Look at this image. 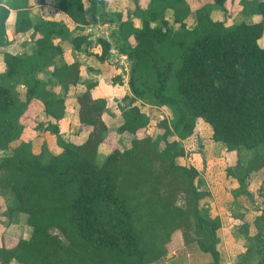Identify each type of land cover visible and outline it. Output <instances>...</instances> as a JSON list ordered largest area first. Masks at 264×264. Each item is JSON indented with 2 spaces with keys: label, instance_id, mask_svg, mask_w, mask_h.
Returning <instances> with one entry per match:
<instances>
[{
  "label": "trees",
  "instance_id": "1",
  "mask_svg": "<svg viewBox=\"0 0 264 264\" xmlns=\"http://www.w3.org/2000/svg\"><path fill=\"white\" fill-rule=\"evenodd\" d=\"M106 1L52 0L78 26L88 23L86 2L93 4L99 20L116 23L117 46L132 61V97L128 108H120L122 124L116 132L133 137L127 148L113 149L100 159L98 149L107 133L105 101L92 97L91 83H85L77 98L87 139L82 144L65 141L58 126L65 112V90L79 80L77 62L55 63L62 54L58 41L68 39L78 50L88 36L70 38L63 22L32 16L31 0H0V46L8 43L10 10L16 11L13 33L32 29L35 44L31 55L4 54L0 150L20 137L32 99L42 107L35 127L46 122L44 129L55 135L60 148L42 162L29 142L22 141L0 157V182L10 184L14 210L27 215L29 231L13 247H0V264H150L176 229L185 243L195 242L208 253L209 264H217L219 222L205 220L198 207L205 195L194 184L198 171L175 159L185 155L179 141L206 122L212 139L234 155L226 175L236 179L239 193L248 195L247 177L264 169V47L258 44L264 32V0H239L238 14L260 19L231 24L210 17L214 8L224 10L227 0H210L193 10L187 0H148L144 6L132 0L134 10L125 13H106ZM192 11L194 24L188 27L185 20ZM97 42L98 57L104 60L109 43L101 38ZM47 67H52L49 77L40 79L39 72ZM14 83L26 87L24 101L11 95ZM53 86H60L62 93ZM136 100L168 107L172 117L160 119L153 135L138 137L147 119L131 105ZM243 154L248 158L243 160ZM261 184L262 191L264 177ZM253 239L261 240L259 264H264V231Z\"/></svg>",
  "mask_w": 264,
  "mask_h": 264
},
{
  "label": "crops",
  "instance_id": "2",
  "mask_svg": "<svg viewBox=\"0 0 264 264\" xmlns=\"http://www.w3.org/2000/svg\"><path fill=\"white\" fill-rule=\"evenodd\" d=\"M147 1L140 0V4L144 6ZM31 4L29 11L32 16L63 22L69 30L70 38L83 34L88 36V43L83 44L78 50L68 39L58 41L62 54L55 58V63L57 65L73 62L79 64L78 83L69 85L65 90V112L58 121L61 137L74 144H82L87 139L89 130L80 125L77 98L85 91V83L89 82L92 84L90 90L92 97L105 101L102 120L107 126V133L99 146L98 156L102 159L113 149L127 148L133 135L127 132L117 133L116 130L122 124L120 108H128L129 99L132 97L128 84L132 61L119 50V46L115 43H109L107 57L104 60L99 59L100 46L97 37L88 31V28H94L93 19L97 16L93 4H85L88 23L82 26H78L64 12L58 10L52 0H44L43 3L31 0ZM134 8L132 0H108L104 3L106 13L132 12ZM210 17L213 20L222 21L218 8L210 12ZM194 19L192 11L185 20L186 25L193 26ZM15 20L16 11L10 10L5 24L8 43L0 46V74L6 71L3 61L5 53L31 55L35 50L33 30L14 34ZM133 23L139 26L140 20L134 18ZM108 32L114 35L109 29ZM51 69L52 67H47L39 72L38 77L40 79L49 77ZM52 89L62 93L60 86H53ZM10 93L17 101L26 99V87L22 83L11 85ZM131 105L137 106L146 117H150L147 125L154 126L160 119L172 117L170 109L165 106H152L141 103L140 100L134 101ZM160 109L163 115H156L155 112ZM41 110V103L32 99L22 117L26 127L9 149L0 150V157L9 154L11 147L22 141L29 142L32 153L40 155L42 162H46L50 156L60 152L55 135L43 127L46 122L35 127L36 117ZM152 126L150 129L153 131ZM139 133L140 131L136 133V136ZM111 137L112 141L109 144L107 141ZM179 143L185 155L177 157L176 163L186 167L192 166L198 171L194 184L199 191L205 193L198 201L203 218L217 219L219 222V227L215 230L217 264H259L263 254L260 250L261 240L256 241L253 237L264 231V184L263 190H260L264 169L250 173L246 179L248 195L242 194L237 191L239 184L236 179L226 175V167L232 164L234 155L226 151L222 142L212 139V129L208 123H199L195 132L180 140ZM9 188V183L0 182V247L6 248L13 247L19 239L27 237L29 233L26 225L27 215L14 210L16 200ZM189 234L195 237L192 230ZM163 247L161 256L150 264H209L212 262V259H208V253L201 250L198 244L192 241L185 243L182 231L179 229L174 231ZM165 251L166 253H163Z\"/></svg>",
  "mask_w": 264,
  "mask_h": 264
},
{
  "label": "rangeland",
  "instance_id": "3",
  "mask_svg": "<svg viewBox=\"0 0 264 264\" xmlns=\"http://www.w3.org/2000/svg\"><path fill=\"white\" fill-rule=\"evenodd\" d=\"M187 1L189 3L190 7L192 9H195V8H198L199 6H201L202 4H204L205 2H208L210 0H201V1H197V0H187ZM240 8H241V6H240V3H239V0H227L226 3H225V5H224V10H220L219 9L220 18H222V20L226 24L238 23L239 21H242V20H245V21H248V22H253V21H257L259 19L257 16L256 17H247V18H244L243 16H241V15L238 14ZM188 20H189V18H188ZM258 44L261 47H264V32H263V35L258 40ZM155 113H156V115H159V116L163 115L162 109L158 110ZM146 119H147V124H148L149 123V120L148 119H150V117H146ZM153 120H154V118H153ZM151 126L152 125L149 124V125L146 126L145 129L140 130V133H139L138 137H142V136H144L146 134L147 135H153L154 134V130L152 131L150 129ZM154 127H155V125L152 126V128H154ZM111 141H112V137L110 139H108L107 142L110 144ZM252 154L253 153L251 152V155ZM248 155L250 156V153ZM242 157H243V160H245V159L248 158V156L247 155H244V154L242 155Z\"/></svg>",
  "mask_w": 264,
  "mask_h": 264
},
{
  "label": "built area",
  "instance_id": "4",
  "mask_svg": "<svg viewBox=\"0 0 264 264\" xmlns=\"http://www.w3.org/2000/svg\"><path fill=\"white\" fill-rule=\"evenodd\" d=\"M94 22H95V26H93L94 28L91 27L88 28V31L92 35H95V37L97 38L104 39L108 43L117 44L116 37L108 32V29L113 33L115 32V30L117 29V25L115 22H110L105 20L101 21L99 20L98 17L95 18Z\"/></svg>",
  "mask_w": 264,
  "mask_h": 264
},
{
  "label": "clouds",
  "instance_id": "5",
  "mask_svg": "<svg viewBox=\"0 0 264 264\" xmlns=\"http://www.w3.org/2000/svg\"><path fill=\"white\" fill-rule=\"evenodd\" d=\"M12 264H15V261L13 260Z\"/></svg>",
  "mask_w": 264,
  "mask_h": 264
}]
</instances>
